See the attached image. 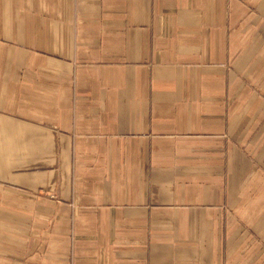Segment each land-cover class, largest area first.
<instances>
[{
    "label": "crops",
    "instance_id": "crops-1",
    "mask_svg": "<svg viewBox=\"0 0 264 264\" xmlns=\"http://www.w3.org/2000/svg\"><path fill=\"white\" fill-rule=\"evenodd\" d=\"M0 264H264V0H0Z\"/></svg>",
    "mask_w": 264,
    "mask_h": 264
}]
</instances>
